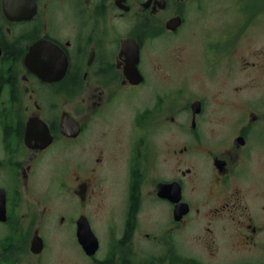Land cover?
<instances>
[{
	"label": "flooded vegetation",
	"instance_id": "obj_1",
	"mask_svg": "<svg viewBox=\"0 0 264 264\" xmlns=\"http://www.w3.org/2000/svg\"><path fill=\"white\" fill-rule=\"evenodd\" d=\"M211 3L219 40L244 25L218 61L233 80L249 72L248 90L221 100L230 123L210 111L216 98L188 97L189 75L156 85L161 49L180 36L191 43ZM263 33L264 0H0V264H54L62 236L88 264H264V47L235 58L239 41ZM132 93L145 100L127 140L123 200L103 204V184L117 183L99 141L120 139L109 118ZM160 125L179 127L182 144L174 134L156 145ZM177 187L181 197L170 196ZM83 218L100 241L92 256L78 239Z\"/></svg>",
	"mask_w": 264,
	"mask_h": 264
},
{
	"label": "rangeland",
	"instance_id": "obj_2",
	"mask_svg": "<svg viewBox=\"0 0 264 264\" xmlns=\"http://www.w3.org/2000/svg\"><path fill=\"white\" fill-rule=\"evenodd\" d=\"M210 12L207 14L206 25L197 33L195 38H193L191 43H187L184 40V36H180L177 38L176 47L170 51L169 48L161 49L160 51V59L158 60L159 67H155L157 70L155 76L160 79L156 85L160 88L163 87H172L177 86L179 80L185 75L190 76V82L192 85L191 92H187L188 97L198 98L204 95L212 97V100L215 98V103L210 106V111L223 113L224 118L230 123L232 121V112L229 111L225 107H222L221 100H223L226 96H230L232 91H235L236 86H242L239 92L248 90V73L249 72H241L238 75H235V79L229 78L227 76L228 71H223L221 69L218 70V61H221L224 54L227 51H230V44L233 42L235 38L241 37L244 34V25L239 24L238 27L230 29L229 36L227 40H219L221 34V26L218 24L219 11L218 8H215L214 3ZM245 35L244 37H246ZM243 37V38H244ZM258 38V37H256ZM229 39V40H228ZM242 39V38H241ZM202 43H206V53H204L203 57L205 60V64L207 65V70L209 73L213 74V76H207L204 68V62L202 57ZM238 47L235 50V58L240 60L241 64L243 63V57L247 58L250 54L264 47V33L259 36L258 39L252 40L251 36L247 37V40L239 41ZM189 46V47H188ZM200 54V57H199ZM168 56V57H167ZM199 59V60H198ZM201 59V61H200ZM168 62V63H167ZM244 64V63H243ZM217 72V73H216ZM174 73L178 77V82L174 79ZM145 94V93H144ZM185 94V97L187 96ZM138 95L141 93H132L125 94V98L119 104L118 110L112 113V117L109 118V123L111 126L108 127H117L121 130L120 139H116L113 136L104 137L99 141V146L105 150V157H107V161L105 163L104 168L102 169L104 173L110 175L111 180L115 181V185H111L107 183L101 195L98 196L99 201L105 204L107 199H109V203H114L117 206L122 203L123 194L125 192L124 189V170H125V160L124 157L126 151H128V142L127 140L133 134L134 129L131 127V124L134 119V114L136 108L141 105V103L145 100L140 101L138 99ZM144 96L142 95V98ZM179 102V107L185 106L188 100H183ZM221 107V108H220ZM229 114V115H228ZM209 117H215V115L209 113ZM227 116L229 118H227ZM116 119L117 122H114ZM184 121V119H182ZM224 123H220L217 125L219 130H222ZM161 126V125H160ZM101 127L96 128V133H99ZM155 128L153 126L148 127L144 134H153ZM175 134V145L182 144L181 131L177 126H161L159 131L155 133L153 136V140L156 145L160 147H165L171 145L169 139L172 135ZM152 137H148L146 139V144L148 147L147 151H151V143L153 142ZM103 141V145L101 144ZM163 151V150H162ZM166 152V151H163ZM150 175L148 177V182L151 184L152 177H154L153 173V165L151 166ZM104 215V209H101L100 216ZM97 224V228H98ZM104 228L100 226V230ZM104 233V232H103ZM62 238V239H61ZM57 242H55V253L52 255V263L54 264H88L84 262V259L78 251L68 243L67 237H61ZM102 250L100 252V257H104L105 247L108 242V238L106 234L100 236ZM78 253V254H77ZM85 260V259H84ZM86 261V260H85Z\"/></svg>",
	"mask_w": 264,
	"mask_h": 264
},
{
	"label": "water",
	"instance_id": "obj_3",
	"mask_svg": "<svg viewBox=\"0 0 264 264\" xmlns=\"http://www.w3.org/2000/svg\"><path fill=\"white\" fill-rule=\"evenodd\" d=\"M136 55L137 54H134L132 58V67H131L132 74L129 77L134 83H137V80H138L136 76V74H138V70L136 67V64L138 62V56ZM193 107H194V110L198 112L200 108V103H195ZM166 191L167 190L161 187L162 196H165V197L168 196V193ZM170 196L176 197V198L181 197L180 187H177L174 190V195H170ZM78 239H79L81 246L83 247V249L89 256H92L98 252L99 247H100V241L98 237L95 235V233L92 231L89 224L87 223V220L85 219L80 221Z\"/></svg>",
	"mask_w": 264,
	"mask_h": 264
}]
</instances>
